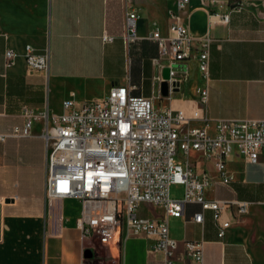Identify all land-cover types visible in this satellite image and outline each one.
Returning <instances> with one entry per match:
<instances>
[{
	"label": "crops",
	"instance_id": "obj_1",
	"mask_svg": "<svg viewBox=\"0 0 264 264\" xmlns=\"http://www.w3.org/2000/svg\"><path fill=\"white\" fill-rule=\"evenodd\" d=\"M175 10L173 0H0V135L23 124V106L60 113L63 100L102 99L115 85L151 97L158 108L190 113L204 86L196 60L174 67L175 83L163 96L169 68L166 61L155 62L157 46L147 39L154 30L167 34L169 12ZM128 13L136 14L139 36L130 47L123 41ZM215 13L229 14L228 22L210 26ZM182 18L194 38L213 39L205 114L264 119V0H189ZM103 34L112 41L103 42ZM26 46L37 54L49 49L47 80L23 58L7 66L5 51L22 54ZM44 125V119L35 120L31 135L0 140V264H161L153 240L115 235L108 246L85 240L76 227L79 202L45 198ZM191 161L195 172L213 176L206 199L247 202L249 210L243 217L225 212L230 227L219 239L212 212H203L202 224H196L191 218L201 208L187 204L181 218L168 220L178 252L184 241L202 242L204 264H264V155L251 165L234 150L226 161L229 184L217 181L210 163L195 154ZM182 191L172 186L171 196L179 198ZM151 209L142 217L162 218V210Z\"/></svg>",
	"mask_w": 264,
	"mask_h": 264
},
{
	"label": "built area",
	"instance_id": "obj_2",
	"mask_svg": "<svg viewBox=\"0 0 264 264\" xmlns=\"http://www.w3.org/2000/svg\"><path fill=\"white\" fill-rule=\"evenodd\" d=\"M173 1L176 10L169 12L167 34L154 30L147 39L157 46L155 62L166 61L170 86L175 83L174 67L185 68L189 60H196L204 86L197 90L195 109L186 113L158 108L151 97L133 96L128 87L115 85L102 99L79 104L71 98L63 100L60 113H49L47 107L34 111L23 106V124L14 126L8 135H0V140L31 135L32 122L44 119L45 198L79 202L76 227L83 239L108 246L115 235L120 240L143 236L153 240L152 251L160 256L161 264H204L203 243L184 241L179 253V242L171 236L168 220L181 218L187 204H197L201 212L191 221L202 224L203 212L211 211L217 236L223 239L230 227L223 214L233 210L236 217H243L249 203L206 199L213 176L195 172L191 156L210 163L217 181L229 184L232 179L226 161L234 150L251 165L258 164L264 155V119H212L205 114L213 39L208 35L194 38L182 18L189 0ZM136 18L134 13L127 14L123 35L127 47L139 40ZM228 20L229 14H211L209 25ZM102 41L111 42L112 37L103 34ZM4 56L7 66L23 58L29 70L43 72L47 80L48 48L42 54L31 46L22 54L8 49ZM195 121L198 124H192ZM172 186L183 189L179 198L171 196ZM141 205L162 210V218L140 216Z\"/></svg>",
	"mask_w": 264,
	"mask_h": 264
},
{
	"label": "rangeland",
	"instance_id": "obj_3",
	"mask_svg": "<svg viewBox=\"0 0 264 264\" xmlns=\"http://www.w3.org/2000/svg\"><path fill=\"white\" fill-rule=\"evenodd\" d=\"M173 191V190H172ZM139 211V215L140 216H144L147 213H152V209L150 210V207L146 206V205H141ZM154 212V211H153Z\"/></svg>",
	"mask_w": 264,
	"mask_h": 264
},
{
	"label": "water",
	"instance_id": "obj_4",
	"mask_svg": "<svg viewBox=\"0 0 264 264\" xmlns=\"http://www.w3.org/2000/svg\"><path fill=\"white\" fill-rule=\"evenodd\" d=\"M161 94L163 96H167L168 95V83H167V81H164V82L161 83Z\"/></svg>",
	"mask_w": 264,
	"mask_h": 264
}]
</instances>
